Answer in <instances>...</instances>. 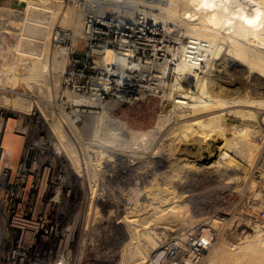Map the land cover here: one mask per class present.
I'll use <instances>...</instances> for the list:
<instances>
[{
  "label": "bare ground",
  "instance_id": "obj_1",
  "mask_svg": "<svg viewBox=\"0 0 264 264\" xmlns=\"http://www.w3.org/2000/svg\"><path fill=\"white\" fill-rule=\"evenodd\" d=\"M19 1L27 5L22 11V23H19L22 31L17 43L8 45L7 52H15L17 65L25 72L20 74L9 65L3 69V73L15 86L21 77L33 85L43 84L53 72L66 71L70 50L57 46L55 35L62 27L71 29L66 25L80 28L81 10L76 7L63 10L64 0ZM73 1L79 3L80 0ZM103 5L111 6L119 14L117 19L105 22L107 16ZM0 7L4 10L12 8L9 5ZM83 7L86 14L84 20L96 18L100 25L98 32L106 43L97 52L104 53L102 60L108 62V68L104 69L111 76L93 80L95 94L91 97L76 95L68 90L65 92L71 101L76 102V112H82L79 108H92L95 114L100 113L96 116L94 128L97 133L95 143L100 148L95 150L91 145L81 143L86 154L92 158L98 153L100 158H105L108 167L112 161L130 164V184L134 185L136 180L138 182L131 188V198L125 197L131 206L126 204L123 207L122 218L116 225L131 237L140 226L147 225L144 227L146 231H142L147 233L149 244L137 243L132 251V259L149 264L154 258L149 262L146 260L148 249L157 250L156 256L176 243L182 246L188 239L187 234L183 233L178 240L166 243L159 233L151 230L154 226L148 227L149 224H161L169 229L188 227L190 219L191 225L196 224L190 206L180 201V195L173 192L174 188L176 190V187L183 185L184 179L200 175L230 185L234 181L244 180L246 171L241 172L242 165L236 164L237 159L230 155L232 152L248 164H256L257 172L264 175V162L257 166L264 148V0H85ZM156 10L160 13H154ZM149 15H153L154 19L147 24ZM172 26L184 28L189 43L182 44L179 62L166 63L162 71L163 76L169 78L164 96L169 100V107L160 115L155 127L149 130L132 129L126 121L113 117V114L121 104L142 99L140 97L135 101L134 94L126 85L139 82L141 87L146 88L142 82L144 78H141L140 59H135L138 44L163 42ZM74 37L75 34L73 40ZM104 62L97 61V67L102 69L101 63ZM111 65L112 68H109ZM137 71L141 72L140 75L135 74ZM111 88L114 96L104 101L98 92ZM0 104L29 114L37 103L16 92L10 96L0 92ZM229 114L240 116L243 122L230 124ZM16 124L14 119L9 121L6 135V145L12 150L15 162L24 148L23 136L12 133ZM52 126V140L55 139L61 157L65 156L74 165L78 164L80 149L68 136L69 131L61 124ZM76 130L79 129L75 126L73 131ZM124 141L128 144L127 148L120 145ZM95 160L91 159V163L101 172L100 163L103 162ZM161 180L163 184L159 183ZM261 197L262 193L257 192L256 199ZM97 200L91 206L95 222L108 209L101 211L100 206L108 207V202L102 199L103 202L97 203ZM114 202H118V199ZM220 222V219L205 217L193 230L212 237V229ZM258 227L255 235L238 244L225 239L213 243L204 264H264V232ZM171 250L168 253L174 257L176 249ZM127 255L122 254L119 264H125Z\"/></svg>",
  "mask_w": 264,
  "mask_h": 264
},
{
  "label": "rangeland",
  "instance_id": "obj_2",
  "mask_svg": "<svg viewBox=\"0 0 264 264\" xmlns=\"http://www.w3.org/2000/svg\"><path fill=\"white\" fill-rule=\"evenodd\" d=\"M1 1L5 3L4 5L20 8L23 11L27 8L25 2H21L19 0H1ZM64 2L65 3L62 6L63 10L64 9L66 10L67 8L71 9L74 7H76V9L81 10L80 28L77 29L76 26L72 24L66 26H68L67 28H71L72 30H74V34H75L73 40L74 47H78V46L82 47L81 39L87 37L85 30V23H84L85 21L84 18L86 14L84 12L85 8L83 7L85 0H80L79 3L74 2L73 0H64ZM95 9H97V6L95 7ZM102 9L106 13V16L111 19H117V17L119 16V14L111 6L103 5ZM154 13L159 14L160 11L156 10ZM153 19L154 16L149 15L147 24L151 23ZM167 35H166L167 37L164 38V41L159 42L158 44L154 42H151L149 44H143V43H140V45L138 44L137 47L138 50L136 52L135 59L136 60L140 59V63L142 65L141 78H144L142 82H144L143 85L146 86V88L144 87L142 88H144L147 91H145L144 93H140L142 99L135 102L134 104L132 103L121 104L118 110L115 111V113L113 114V117L126 121L131 126L132 129L136 128V130L137 129L149 130L155 127L158 123L160 115L167 107H169L168 106L169 100H167V97H164L166 91L168 90L167 84L169 78L168 76L164 77L162 71L166 63L172 64L179 62L182 55L181 54L182 44L185 45L189 43V38L186 36V30L179 26L178 27L172 26L171 30L167 33ZM15 43H17V40L12 41V44ZM99 54L101 55V58L99 60L97 59L98 62H104L102 60L104 53H99ZM15 57H16L15 52H11V51L7 52V55H5L4 59L1 60L4 63L3 69L11 65L12 66L11 69H16L20 74L24 73L25 71L19 69ZM67 64L68 62L65 65L67 66ZM107 64L108 62L101 63V66L103 67L102 69L108 68ZM203 65H205V61L203 62ZM112 66L113 65H111L109 68H112ZM197 71L201 73V71L199 70ZM64 72L65 70L64 71L59 70L58 72H53L51 76H48L47 82L45 81V83L43 84L40 83L39 85H33L34 83L33 84L29 83L27 79L21 77L19 79V82L16 84V86L11 82L12 88H16V90L15 89L8 90L7 92H2V93L3 95L9 94L10 96L16 92L17 94L22 95L28 98L29 100L35 101L37 104L33 105L30 112L35 109L38 110V115L42 116V119L43 118L46 120L48 119V122H50L51 124V129L53 128L52 126L53 124H61L64 126L63 128L65 129V125L60 121V119L62 118L61 115L65 116L64 114L65 104H63V102H61L60 100L62 99L63 94L68 96L67 93L65 92L66 89L64 90V88L61 87L63 83ZM107 73L102 70L99 76L104 75L103 78H106L108 76ZM139 73L141 72L137 71L135 74L140 75ZM49 82H52V90L47 91L44 89V87L48 86ZM133 85L137 89L141 88V84L139 85V82H134ZM55 98H58L59 101L54 106H45V104H43L47 100L49 99L55 100ZM64 100H66V98H64ZM4 107L18 113L19 115L23 114L24 116H27L31 114L30 112L29 114H25V112L23 113L17 109L14 110V108L11 106H4ZM75 108L77 109L78 107H74L73 109ZM79 109L83 110L86 108H79ZM89 110H91L92 112ZM256 110L259 111V109ZM99 114L98 113L95 114L94 109L87 108L81 123L78 126H76L79 130L73 131V133L68 132V136L74 142L76 148L80 149L78 150L79 151L78 158H80L78 164L74 165L69 158L65 156H64L65 158L61 157V154H59L60 152L58 154L47 153L41 155L40 157L41 160L43 159L42 161L50 162L55 166L58 165L61 166V164H64L66 167V171L68 172V180L64 190V198L62 199V204L65 206L66 211L69 213L68 223L69 225L72 226V234H70L67 240L69 244L67 250L68 264H119V260L121 259L123 253L128 254L127 257L124 258L125 264H141L142 261L134 262V260L132 259V251L134 250V248H136L135 246L137 245V243H141L142 245L149 244L148 239H146L147 233L143 232L144 230L146 231L144 227L147 225H145L144 227L140 226L138 231L135 232V234L132 237L130 234H127V231L117 228L116 225V222L122 218L121 217L122 210L126 207V204H128L127 202L129 201L125 197L129 198L130 196L131 198L132 196L131 188L133 189V187H135L136 183L138 182L136 180L134 185L130 184L132 180V174L129 168L130 164L128 162L112 161L110 162L112 164L108 167V165H106L105 163L107 162L105 161V158L104 159L100 158L98 153H96V156L92 155L91 158V155L89 154L88 156V154H86V150L84 151L83 147L81 148V143L84 144L86 143V145L87 144L91 145V147L95 150H98L100 148L97 145V143H95L97 142L95 141L97 139L95 138L97 136V133H95V129H94L96 128L95 127L96 126L95 122L97 121L96 116H98ZM52 115L53 117H51ZM227 117H228V122L230 124H240L241 122H243L242 120L243 118L241 119L240 116L234 114L233 115L229 114ZM53 120L54 122H52ZM259 120L262 121L261 118ZM13 131L14 129H12V133L15 134ZM90 141L91 143H89ZM263 142H264V137H263ZM116 144H118V141L116 142ZM120 145H122L124 148L128 147L126 141L121 142ZM182 146L185 147L186 144L185 145L182 144ZM83 154L84 155L86 154L85 158H83L84 157ZM230 155H233L237 159L236 164L239 163L238 165L240 166L242 165V168H240L242 170L241 172L244 173L246 171L245 173L247 177H245L244 180H241L239 182L234 181L230 185L225 182L223 183V181L220 183V180H212L213 179L212 177L204 178L200 175H197V177L199 176L197 178L196 176L194 177L189 176L188 179H184V181L185 180L186 181L182 183L183 187L180 186V187H176L177 188L176 190L175 188L173 189V192L175 194L180 195L178 199L190 206L192 212L191 214L194 215L195 217L194 219H196L195 221L196 224L202 222V219L205 217H214V219L221 220V222L218 223V225L216 226L217 228L215 227L212 229L216 237L214 243H219L222 239H225L229 243L238 244L244 241L247 237L255 235L257 229H259V227L257 226V217L262 212V210H264V175L262 173L257 172L256 164L255 165L248 164L243 159L236 157L233 152L230 153ZM86 156L88 157V160ZM90 158L92 159V161L96 159L98 161L103 162V164L100 163L101 164L100 167H102V170L99 167L101 172L97 171L98 169L97 170L95 169V167L91 163ZM261 161L264 162V148L262 149L261 157L259 158V162L257 165L258 167H260L259 163ZM100 173L102 176L100 175ZM116 176L119 177L117 178ZM217 181H219L218 182L219 185ZM244 181L246 183H244ZM235 182L236 184L237 183L238 184L236 185ZM159 183L163 184V181L161 180L159 181ZM254 192H255V196H254ZM257 192L260 194L262 193V197L260 199H256ZM92 195H94L95 198H98L99 202H103L104 199L106 200L109 198L108 200L105 201L108 202L107 203L108 205H106L108 207H105V205L100 206L101 211L105 208L106 209L108 208L107 211L102 212L103 215L100 216V218L97 219L96 222L94 217H91V219L89 220H87L88 218L83 217V212L85 209L84 206L85 205L87 206L86 210L88 211L89 206L92 205L94 206L96 202V200L91 201ZM86 196L88 200H85ZM99 199L101 200L103 199V200L101 201ZM117 199L118 202H114ZM123 200L125 203L123 202ZM201 213H203V215ZM189 221L190 222L188 223L189 224L188 227L180 226L181 227L180 228L179 226H177L173 229H169L170 227L165 228V225H161V224L160 225L149 224L148 227L154 226L151 230H154V232L159 233V235L167 243L178 240L177 238L183 235V233L188 234L190 232H193L195 230L196 224L191 225L192 224L191 219ZM87 222H89L87 229L88 232L86 231V234L83 233V231L80 232L81 226L85 228ZM142 229L144 230L142 231ZM147 252L149 256L147 257L146 260L148 262L151 258L155 257V254L158 253L157 250L149 251V249L147 250Z\"/></svg>",
  "mask_w": 264,
  "mask_h": 264
},
{
  "label": "built area",
  "instance_id": "obj_3",
  "mask_svg": "<svg viewBox=\"0 0 264 264\" xmlns=\"http://www.w3.org/2000/svg\"><path fill=\"white\" fill-rule=\"evenodd\" d=\"M4 4L0 0V5ZM22 11L16 7L7 10L0 7V92L16 90L3 73L4 63L1 60L7 55L8 45L17 40L22 31L19 26L24 17ZM111 20L113 19L107 17L105 22ZM97 23L96 18L85 19L87 37L81 39L82 47H74L72 29L60 28L55 35L57 46H65L70 50L61 87L76 95L93 96V80L104 76H99L102 70L108 72L107 69L98 68L96 64L101 58L97 49L106 43L98 32L100 25ZM107 74L108 77L111 76L109 72ZM126 87L134 94L135 101L142 97L140 93L147 91L142 87L137 89L133 84ZM44 89L52 90V82ZM98 93L104 101L114 96L112 88ZM58 101V98L49 99L43 104L54 106ZM60 101L65 104V116L61 115L60 121L67 131L73 133L72 129L81 123L86 109L82 113L76 112L77 109H73L76 102L65 94ZM30 113L27 116L19 115L0 104V264H68L67 240L72 234V226L68 223L69 213L62 204L68 172L64 164L55 166L41 160V155L58 154L60 151L57 150L59 148L55 139L52 140L48 119H42L36 109ZM12 119L17 123L13 132L24 138V148L16 162L12 159V150L6 145L8 123ZM85 200H88L87 196ZM95 200L92 195L91 201ZM84 207L83 217H88L89 220L92 217L91 206L88 211L87 206ZM88 225L89 222L85 228L81 226L80 232L86 234ZM257 226L264 232V210L257 217ZM211 234L212 237L200 231L190 232L182 246L177 243L172 245L176 249L174 257L168 253H171L172 248L166 246L167 251L156 255L149 264H204L205 256L215 241L214 232Z\"/></svg>",
  "mask_w": 264,
  "mask_h": 264
}]
</instances>
